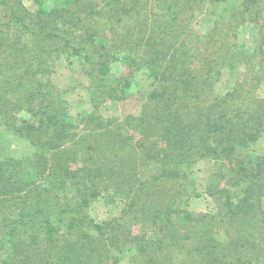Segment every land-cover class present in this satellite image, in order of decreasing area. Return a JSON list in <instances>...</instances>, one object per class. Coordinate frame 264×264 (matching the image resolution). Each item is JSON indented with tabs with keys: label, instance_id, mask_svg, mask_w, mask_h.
<instances>
[{
	"label": "trees",
	"instance_id": "1",
	"mask_svg": "<svg viewBox=\"0 0 264 264\" xmlns=\"http://www.w3.org/2000/svg\"><path fill=\"white\" fill-rule=\"evenodd\" d=\"M30 2L0 0V128L32 147L0 157V264H264V0Z\"/></svg>",
	"mask_w": 264,
	"mask_h": 264
},
{
	"label": "rangeland",
	"instance_id": "2",
	"mask_svg": "<svg viewBox=\"0 0 264 264\" xmlns=\"http://www.w3.org/2000/svg\"><path fill=\"white\" fill-rule=\"evenodd\" d=\"M24 4L28 8H32L30 0H23ZM240 35H238V41L241 46L247 47L249 46L251 42V36L249 34V30L247 28H241L240 29ZM72 63L69 64L68 61H59L57 62V66L55 68V73L53 75V80L57 87L61 90H66L64 92V96L67 98L68 101L72 103H78V105H85L87 101L86 92L80 88L75 87L74 89H71L70 86V80L72 78V81H81L84 78L83 71L80 67V62L76 58H72ZM240 71V72H238ZM238 71H225L215 85V91L217 93H223L225 92L231 85H233L234 80L240 76L241 72H243L242 69ZM72 82L73 84H75ZM71 83V85H73ZM69 87V88H67ZM257 94L260 96H264V82L259 86L257 89ZM137 101L133 98L126 99L123 102H110L108 105H105L101 108V111H103L105 114L106 112L108 114L113 115H120L122 116L123 110L125 112H133L138 113L139 108ZM124 112V113H125ZM258 146L264 148V133L263 135L258 139ZM32 147L29 145V143L24 140L21 137H18L14 135L13 133L0 128V157L4 155H10V156H22L29 152H31ZM213 170V162L207 159H202L196 162L192 166V172L194 177L196 178H202L206 177L211 173ZM188 188V187H187ZM189 189V188H188ZM195 200V201H194ZM194 206L200 210L203 211H209L211 208V204L208 202L202 200V199H194ZM93 214L96 215L98 219H103L107 217V215L110 213V211L107 209L106 205L102 202H96L92 207Z\"/></svg>",
	"mask_w": 264,
	"mask_h": 264
}]
</instances>
